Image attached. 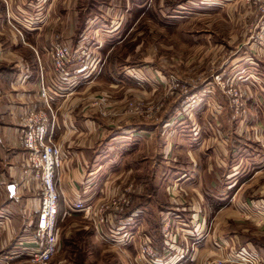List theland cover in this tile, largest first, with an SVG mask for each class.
Masks as SVG:
<instances>
[{"label": "rangeland", "instance_id": "1", "mask_svg": "<svg viewBox=\"0 0 264 264\" xmlns=\"http://www.w3.org/2000/svg\"><path fill=\"white\" fill-rule=\"evenodd\" d=\"M27 34L30 44L45 46L48 53L54 42L67 43L70 61L86 57L90 49L93 55L104 54L109 47L101 50L98 46L120 37L122 42L110 51L113 55L107 61L102 57L93 81H98L101 70L112 64L118 71L135 66L146 79L121 100L109 91L101 92L99 84L87 90L90 106L106 119L96 131L97 151L92 162H110L96 172L95 185L103 187L105 181L111 185L109 195L83 204L97 208L104 202L105 219L99 222L97 215L90 218L82 210H72L73 201L68 203L70 214L57 218L58 250L47 264H173L176 260V264H227L226 259L249 255H226L224 248L212 252L211 232L194 230L192 226L198 222L186 214L190 209L182 211L180 203L173 201L183 199L184 206H190V194L197 191L207 196L209 211L204 207L201 220L207 225L218 205L208 194L224 189L195 184V178H205L209 183L210 169L195 170L187 165L183 160L185 146L206 147L219 140L237 154L248 147L252 154L259 153L253 163L261 165L260 182L264 183V0H0V56L4 52L12 58L22 51L17 44ZM72 41L79 43L75 50ZM127 53L130 56L125 57ZM159 74L165 79L163 83L157 82ZM2 84L0 176L14 160L13 150L2 136L4 126L9 125L3 116L11 92ZM210 112L216 118L208 123L204 117L209 118ZM186 115L193 123L185 121ZM163 119L168 121L162 127ZM120 124L118 131L122 132L112 137ZM193 125L197 127L193 129ZM139 129L143 131L133 133ZM198 130L204 132L203 136ZM194 131L198 133L192 135ZM25 160L24 153V169ZM212 163L209 166H214ZM183 171L192 180L172 185L174 178H183ZM222 177L226 179L224 174ZM27 182H31L29 176ZM0 185V207L9 205L7 211L12 218L21 209V201L9 202V184L4 179ZM175 187L181 197L169 193V188L172 191ZM38 189L35 191L40 199ZM227 193L222 192L223 200L216 202L224 204ZM122 199L128 204L118 210ZM179 211L185 213L178 216ZM0 217L4 218V210ZM263 218L253 223L260 239L264 238ZM117 229H122L129 245L117 242L122 234ZM3 240L1 231L0 249ZM205 240L207 244L201 247ZM10 245V249L19 247L15 238ZM147 246L150 251L142 253ZM181 254H189L188 259Z\"/></svg>", "mask_w": 264, "mask_h": 264}, {"label": "crops", "instance_id": "2", "mask_svg": "<svg viewBox=\"0 0 264 264\" xmlns=\"http://www.w3.org/2000/svg\"><path fill=\"white\" fill-rule=\"evenodd\" d=\"M26 38L21 39L22 42L17 44L22 51L16 52L12 58H9L4 52H2L4 56H0V84L3 81L4 85H2L11 91L8 94L6 114L3 116L6 119L5 122L9 125L4 126L2 136L14 154V160L11 161L12 163L9 162L7 164V172L0 176V182L5 179L9 184L6 188L8 189L9 202L21 201V209L16 211V214L13 213L12 218L10 217V211H7L9 205L6 206L7 208L0 207V214L4 210V218L0 217V232H4V240L0 249V260L5 253H13L12 264H29L27 262L28 253L33 246L30 236L34 228L39 204L38 195L35 191L38 187L31 178V182H27L28 176L24 173V163L22 162L25 152L18 143L21 129L19 119L21 112L25 109L42 105V99L39 97L38 91L39 75H43L48 87L49 104L52 109V113L49 114L48 124L52 138L61 144L64 152L61 167L56 175L58 213L63 217L64 214H70L67 207L71 201L84 202L90 199V201L96 202L110 193L108 190L110 188L109 185H111L110 182L105 181L102 183L103 187L101 186L100 188L95 185L96 172L105 169L110 162L106 161L104 164L92 162V155L97 151L95 144L98 141L96 139L98 133L96 131H98L99 126H102L100 122L106 119L100 118L90 106L91 95L87 90L91 89L93 84H99L101 92L109 91L121 100L125 93L135 90L136 87L141 86L146 80L140 69L135 66L128 65L118 71L115 65L112 64V67H104L101 70L98 81H93V78L99 72V68L101 69L102 57H105L107 61V58L113 55L110 51H112L115 44L122 42L120 37L119 40L106 41L101 46H98V48L101 47V50L109 47L104 54L100 52L97 55H93L94 53L90 49L86 53V57L79 56V59L69 61L66 65L67 73L63 81L55 79L50 53L44 50L45 46L36 48L34 44L29 43V38L31 37L28 34ZM76 41L78 42V40ZM77 42L73 44L72 41L74 47H71L74 50L78 47L79 43L77 44ZM22 43L25 46H22ZM128 56H130L129 53L125 54V57ZM93 61H95V65H93ZM157 77L158 83H163L165 80L160 74ZM201 89L204 91L203 87ZM209 115V118L204 117L208 123L211 121L209 119L216 118L215 113L210 112ZM187 117L188 119L185 121L193 123V119H189V115L184 118ZM197 120H199V117H197ZM167 121L168 119L162 120V127L167 125L165 123ZM117 127L119 128L110 134L112 137H116L117 132H122V130L118 131L122 125L120 124ZM192 127L195 129L197 125ZM142 131V129H139L133 133L138 135ZM198 131H194L192 135H196ZM203 133V131H199L201 136H203ZM218 141L216 145L211 144L209 146L206 145V147H201L202 145L194 146L193 148L185 146L183 160L192 169L196 170L198 168L200 170L202 167V169L205 167L210 169L209 175L211 177L209 183L204 180L205 178L201 180L195 178V184L199 183L201 186L210 185V187H213L212 189L216 190H221V187H224L222 192H228L225 195L227 197L226 202L217 205V209L211 215L207 225L206 222L201 221L205 213L204 207L207 208L209 206L207 196L197 191L196 194H190V200L187 201L188 203L190 202V206H184L183 199L177 202L170 197V202L174 200L173 203H180V210L182 211L190 209L186 214L196 218L198 222L192 226L194 230L203 229L204 232L205 229H208V232H211L209 241L212 244V252L215 249L224 248L226 255L255 254V258L264 263V238L260 239L253 229V223L257 219L264 217V183L260 182L263 178V169L260 164L256 165L257 162L253 163V160L256 159L255 156L259 153L252 154L251 149L248 147L245 148L244 153H232L234 149H229ZM219 148L221 150L220 154H218ZM209 162H213L214 166H209ZM250 169H254V171H250ZM183 173L185 174L184 171ZM223 174L226 179L222 177ZM189 180H192V178L185 174L182 179L174 178L171 184L176 186L177 182L175 183V181H179L182 185L184 182H189ZM168 185L169 187L171 186L170 184ZM10 186H12V189H10ZM176 187L173 188L174 191L169 188V193L178 194L181 197L182 195L179 194V190ZM98 192H102V194L100 195ZM221 193L211 192V195L208 194V196L213 197L209 198L215 206L216 203H219L216 202V199L223 200ZM199 202L201 204L197 206ZM10 207L12 208L11 205ZM200 207L203 210H199ZM182 211H179L178 216L185 213L181 214ZM206 211H209L208 208ZM18 229L22 230L19 231ZM116 232L118 234L122 233L118 237L119 239L117 238V242L120 245H129V243H126L127 239H124L127 236L124 237L125 233L122 232V229H117ZM245 234L247 235L246 239H241V235ZM14 238L19 247L10 249L12 248L10 242ZM204 244H207L206 240L201 247ZM188 255L184 256V254H181V258L183 257L186 260ZM177 261L173 264H176Z\"/></svg>", "mask_w": 264, "mask_h": 264}, {"label": "built area", "instance_id": "3", "mask_svg": "<svg viewBox=\"0 0 264 264\" xmlns=\"http://www.w3.org/2000/svg\"><path fill=\"white\" fill-rule=\"evenodd\" d=\"M70 53V47L65 42L56 41L51 45L52 70L55 79L58 81L65 79L66 65L70 61ZM38 91L39 97L42 99V105L21 112L19 116L21 129L18 143L25 151L24 173L41 189L34 228L30 236L33 246L28 253L27 261L30 264H47L59 246L56 228L58 213L56 175L61 167L64 152L61 144L53 140L48 124L52 109L49 104L48 87L42 74L39 75ZM104 204L102 202L97 208H94L91 205L83 204L82 201H73L70 207L72 210H82L90 218L97 215L99 222H102L105 219L106 205ZM127 204L128 200L122 199L116 208L120 210ZM144 251L149 252L150 247H145L141 252ZM12 254L4 255L0 260V264H11L10 262L14 257ZM225 262L227 264H231V262L264 264L251 255H240L235 260L226 259Z\"/></svg>", "mask_w": 264, "mask_h": 264}, {"label": "trees", "instance_id": "4", "mask_svg": "<svg viewBox=\"0 0 264 264\" xmlns=\"http://www.w3.org/2000/svg\"><path fill=\"white\" fill-rule=\"evenodd\" d=\"M218 204L220 205L221 203H218ZM130 210H132V209L130 208ZM130 210H129V211H130ZM58 215H59V213H57V218H58Z\"/></svg>", "mask_w": 264, "mask_h": 264}, {"label": "water", "instance_id": "5", "mask_svg": "<svg viewBox=\"0 0 264 264\" xmlns=\"http://www.w3.org/2000/svg\"><path fill=\"white\" fill-rule=\"evenodd\" d=\"M10 189H12V186H10Z\"/></svg>", "mask_w": 264, "mask_h": 264}]
</instances>
